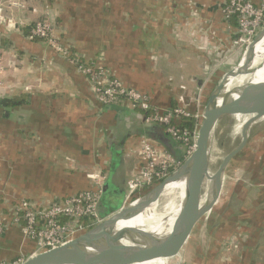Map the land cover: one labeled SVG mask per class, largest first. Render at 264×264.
Wrapping results in <instances>:
<instances>
[{
    "label": "crops",
    "instance_id": "1",
    "mask_svg": "<svg viewBox=\"0 0 264 264\" xmlns=\"http://www.w3.org/2000/svg\"><path fill=\"white\" fill-rule=\"evenodd\" d=\"M11 1L0 0L10 20V25L0 23V54L7 64L0 100H17L6 108L0 104L2 261L28 259L36 250L13 223L16 201L49 206L89 189L88 174L101 169L106 182L99 213L107 217L124 205L127 181L140 171L141 137L162 147L134 106L100 105L89 79L44 42L28 40L26 28L49 18L74 55L102 65L162 110L179 103L193 113L203 110L209 78L238 50L232 41L237 27L223 18L226 0H20L25 10ZM251 1L259 5L262 0ZM251 129L256 134L229 163L219 199L230 195L220 202L228 230L255 241L260 232L259 243L264 187L257 172L264 158V124L256 119L239 126L236 147ZM247 250L231 251L235 264H246ZM252 256L255 263L249 264H264V243Z\"/></svg>",
    "mask_w": 264,
    "mask_h": 264
},
{
    "label": "water",
    "instance_id": "2",
    "mask_svg": "<svg viewBox=\"0 0 264 264\" xmlns=\"http://www.w3.org/2000/svg\"><path fill=\"white\" fill-rule=\"evenodd\" d=\"M263 39L264 28L251 43L235 51L209 78L205 94L202 93L203 119L196 149L178 169L155 187L144 191L138 199L105 217L99 225L59 247L30 256L23 264H108L115 251L141 230L140 227H122L120 223L144 215L160 202L169 185L179 181H184L186 186L184 194L175 201L180 209L171 229V234L175 236L173 252L180 253L175 264H235L230 253L240 246L248 249L245 263H255L252 250L264 243V237L257 243L260 232L255 241L243 237L240 232L228 230V215L225 207L220 205L213 162L220 123L225 116L242 112L252 115L244 126H249L256 119L264 124V81L238 82L240 77L255 75L264 67V58L254 65L256 47ZM254 100H259V103H254ZM254 134L256 132L252 129L246 133L232 157L245 152ZM245 208L254 213L248 205ZM161 212L158 209L157 213ZM257 225L264 233V223L260 219H257ZM106 247H109L108 251H104Z\"/></svg>",
    "mask_w": 264,
    "mask_h": 264
},
{
    "label": "built area",
    "instance_id": "3",
    "mask_svg": "<svg viewBox=\"0 0 264 264\" xmlns=\"http://www.w3.org/2000/svg\"><path fill=\"white\" fill-rule=\"evenodd\" d=\"M12 7L26 9L23 1H11ZM224 21L233 16L237 18L236 49L247 46L264 28V0L259 5L251 0H226L222 10ZM0 8V23L10 25ZM33 41L40 39L48 47L66 58L89 79L91 91L102 106H122L131 104L144 111H150L149 124H160L165 132L180 143L187 159L196 149L198 131L203 119L202 110L190 112L184 103L178 107L162 110L154 105L150 96L136 89L126 87L119 79L97 62H86L79 59L67 47L63 46L57 35L55 24L49 18L35 23L27 37ZM97 61V60H96ZM7 64L0 54V88L2 76ZM192 122V127L186 123ZM141 167L138 174L127 181L125 203L138 199L146 189L161 183L168 175L178 169L182 163L176 161L164 148L147 136L141 137L137 150ZM184 159V160H185ZM91 187L73 196H69L49 206H38L27 200L16 201L13 209V223L21 226L24 239L35 243V254L59 247L81 233L102 223L105 219L99 213L104 193L106 176L101 169L88 174ZM4 223L0 218V237ZM24 257L13 261H0V264H23Z\"/></svg>",
    "mask_w": 264,
    "mask_h": 264
},
{
    "label": "bare ground",
    "instance_id": "4",
    "mask_svg": "<svg viewBox=\"0 0 264 264\" xmlns=\"http://www.w3.org/2000/svg\"><path fill=\"white\" fill-rule=\"evenodd\" d=\"M256 55L257 57L254 65L259 64L264 58V39L257 45ZM249 81H264V67L255 75L242 76L238 79L240 84L242 82L244 83ZM231 85L233 84H230V86ZM254 103H259V100H254ZM236 149L237 147L227 153L220 147V142L218 140L214 158L215 169L213 168L214 180L218 192H221L222 182L224 180L226 170L231 160L235 157H232V154ZM185 184L186 183L184 181H179L168 186L164 196H168L170 199L162 212L160 211L162 214L157 213L159 203H156L148 209L144 215H140L130 221H122L120 223V226L122 227H140L141 230L136 233L134 238L123 243L122 246L115 251V256L108 264H134L142 261L154 252L158 253V256H163L165 263H171L178 260L180 253L173 252L175 236L171 234V229L180 208L176 206L174 201L175 199H173V197H175L174 195L178 192L180 197L184 194ZM108 250L109 247L104 249V251Z\"/></svg>",
    "mask_w": 264,
    "mask_h": 264
},
{
    "label": "rangeland",
    "instance_id": "5",
    "mask_svg": "<svg viewBox=\"0 0 264 264\" xmlns=\"http://www.w3.org/2000/svg\"><path fill=\"white\" fill-rule=\"evenodd\" d=\"M232 41H233V45H234V41L235 40H232ZM251 117H252V115L250 116L248 114H244V113L241 112V113L230 114V115H227V116H225L223 118L222 122L220 123V132H219V139L218 140L220 142V147L224 151L229 153L239 144V142L241 140V136L239 134L240 132H238L239 126H241V125L244 126L249 121V119ZM236 165L237 166H242V161H236ZM260 165H261V172H257V174H258V176L261 177L260 179H261L262 182L260 183V185L262 187H264V181H263L264 180L263 179L264 178V158L262 160H260ZM213 168L215 169L214 162H213ZM223 183L225 185L227 183L226 176L224 177L222 185H223ZM174 196L175 197H173V199H175L174 201H176L178 199V197H179V192L176 193V195H174ZM229 196L230 195H227L224 199L220 198V202L224 200V202H222V203H225L226 201L229 200ZM169 199L170 198L168 196H163L160 199V202H159V205H158V209L160 211H162L165 208V206L169 202ZM230 226L232 227V223H231ZM4 233H5V226H4L3 234H2L1 237H3ZM157 254L158 253L154 252L151 255H149L151 258L148 256L147 258H144L142 261L136 262L134 264H175L179 260V258H178V260H175V261H173L171 263H165V261L163 260L164 259L163 256H158L159 254L158 255ZM156 256H158V257H156Z\"/></svg>",
    "mask_w": 264,
    "mask_h": 264
},
{
    "label": "trees",
    "instance_id": "6",
    "mask_svg": "<svg viewBox=\"0 0 264 264\" xmlns=\"http://www.w3.org/2000/svg\"><path fill=\"white\" fill-rule=\"evenodd\" d=\"M225 3H226V1H225ZM225 3L222 6V10L225 8ZM226 22H228L229 24H233L234 26L238 27L237 18L235 16H233L229 21H226ZM34 25L35 24H33L30 27H28V28L25 29V31H26L25 37L26 38L29 36L30 30L32 29V27ZM33 41H41V40L40 39H35ZM16 102H17V100H15V99H12V100H10V99H1L0 100V104L3 107H5V108L6 107H9L11 105H14ZM178 105L179 104H175L172 108L178 107ZM135 109L137 111H139L140 114H141V123H144V125L147 128H149V131H148L149 133L148 134L151 136V138H153L155 141H157L159 144H161L162 147H164L165 150L176 161H178L180 163H183L184 162V159H185V150L182 147V145L180 143L176 142L175 139L171 135H168L165 132V127L163 125H160V124H149L147 122V118L151 114L150 111H144V110H141V109H139L137 107H135ZM186 125L191 128L192 127V122L191 123L188 122V123H186ZM153 130H154V132H153ZM145 133H146V131H145ZM146 190H148V189H146ZM0 261H2V260H0Z\"/></svg>",
    "mask_w": 264,
    "mask_h": 264
}]
</instances>
